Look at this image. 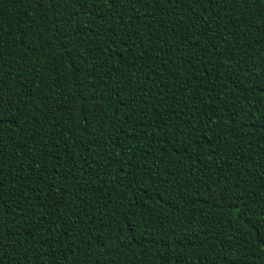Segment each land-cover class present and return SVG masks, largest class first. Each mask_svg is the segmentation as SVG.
<instances>
[{"label":"trees","instance_id":"1","mask_svg":"<svg viewBox=\"0 0 264 264\" xmlns=\"http://www.w3.org/2000/svg\"><path fill=\"white\" fill-rule=\"evenodd\" d=\"M0 264H264V0H0Z\"/></svg>","mask_w":264,"mask_h":264},{"label":"snow or ice","instance_id":"2","mask_svg":"<svg viewBox=\"0 0 264 264\" xmlns=\"http://www.w3.org/2000/svg\"><path fill=\"white\" fill-rule=\"evenodd\" d=\"M3 188L2 183H0V189ZM3 195H6V193L0 192V199H2Z\"/></svg>","mask_w":264,"mask_h":264}]
</instances>
